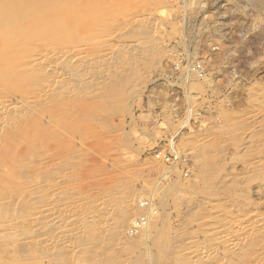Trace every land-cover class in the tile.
<instances>
[{"label": "rangeland", "instance_id": "374dc122", "mask_svg": "<svg viewBox=\"0 0 264 264\" xmlns=\"http://www.w3.org/2000/svg\"><path fill=\"white\" fill-rule=\"evenodd\" d=\"M5 100L0 264H264V0H0Z\"/></svg>", "mask_w": 264, "mask_h": 264}, {"label": "bare ground", "instance_id": "6f19581e", "mask_svg": "<svg viewBox=\"0 0 264 264\" xmlns=\"http://www.w3.org/2000/svg\"><path fill=\"white\" fill-rule=\"evenodd\" d=\"M48 21V20H47ZM47 23V22H46ZM15 40V39H14ZM32 51V50H31ZM79 53V52H78ZM68 54V53H67ZM77 54V53H76ZM80 55H81V53H80ZM34 56H36V55H34ZM75 56V55H74ZM38 57V56H37ZM72 57H73V55H72ZM72 57H67V55H66V57L65 58H68V59H71ZM80 57V56H79ZM33 58V59H32ZM31 59H32V62L34 61V59H35V63L37 64V65H42V64H44V62L46 61V60H52V61H57L58 63L59 62H62L63 60L65 61L66 59H63V52L62 53H60V52H47L46 54H43V55H41L40 57H38V58H35V57H32ZM75 58V57H74ZM77 58V57H76ZM81 58H82V56H81ZM28 60V59H27ZM72 60V59H71ZM29 61H30V59H29ZM28 61V62H29ZM31 63V62H30ZM66 65V64H65ZM24 70V69H23ZM59 75V74H58ZM59 77H61V76H59ZM61 79V78H60ZM61 81L62 80H60V81H58V79H57V82H56V84H59V82L61 83ZM70 81V80H69ZM58 86V85H57ZM18 103V102H17ZM15 103H12V101L11 100H9V101H6L5 100V102H3L2 104H0V125L2 124V123H5V122H7V117H5V111H7V110H14L15 108H16V106L14 105ZM19 104V103H18ZM18 107V106H17ZM3 110V111H2ZM127 206L129 207V201H128V203H127ZM235 239V238H234ZM235 241V240H234ZM230 242H231V240H230ZM234 245V244H233ZM198 255H206L205 254V251H203V250H197V251H195ZM194 252V253H195ZM191 254H193L192 253V251H191ZM195 255V254H194ZM193 255V256H194ZM206 257V256H205Z\"/></svg>", "mask_w": 264, "mask_h": 264}]
</instances>
